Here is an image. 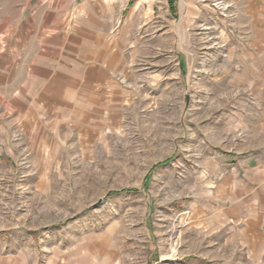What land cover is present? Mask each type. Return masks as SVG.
<instances>
[{"label":"rangeland","instance_id":"rangeland-1","mask_svg":"<svg viewBox=\"0 0 264 264\" xmlns=\"http://www.w3.org/2000/svg\"><path fill=\"white\" fill-rule=\"evenodd\" d=\"M95 1L105 90L0 162V264L78 246L98 264H195L194 210L225 166L264 156V0Z\"/></svg>","mask_w":264,"mask_h":264},{"label":"crops","instance_id":"crops-1","mask_svg":"<svg viewBox=\"0 0 264 264\" xmlns=\"http://www.w3.org/2000/svg\"><path fill=\"white\" fill-rule=\"evenodd\" d=\"M97 5L95 0H0V162L32 154L29 142L49 140L46 128L69 124L72 109H86L89 96L104 92V62L110 56L88 51L89 36L93 45L100 43L88 24L96 22ZM251 13L256 26L246 44L257 47L263 43V27H257L263 16ZM16 141L27 142V148L19 151ZM224 171L213 196L209 193L211 201L193 209L186 252L195 264H264V156L242 155ZM81 248L74 255L63 250L59 260L54 255L47 264H98Z\"/></svg>","mask_w":264,"mask_h":264},{"label":"trees","instance_id":"trees-1","mask_svg":"<svg viewBox=\"0 0 264 264\" xmlns=\"http://www.w3.org/2000/svg\"><path fill=\"white\" fill-rule=\"evenodd\" d=\"M155 167H156V166H155ZM155 167H154V168H155ZM154 168H152L151 171H152Z\"/></svg>","mask_w":264,"mask_h":264}]
</instances>
